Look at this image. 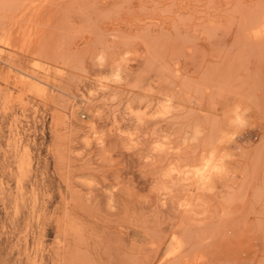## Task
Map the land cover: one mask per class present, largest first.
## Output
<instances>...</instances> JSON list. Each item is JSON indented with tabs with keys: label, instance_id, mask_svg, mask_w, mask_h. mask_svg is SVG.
Returning a JSON list of instances; mask_svg holds the SVG:
<instances>
[{
	"label": "rangeland",
	"instance_id": "obj_1",
	"mask_svg": "<svg viewBox=\"0 0 264 264\" xmlns=\"http://www.w3.org/2000/svg\"><path fill=\"white\" fill-rule=\"evenodd\" d=\"M0 264H264V0H0Z\"/></svg>",
	"mask_w": 264,
	"mask_h": 264
}]
</instances>
